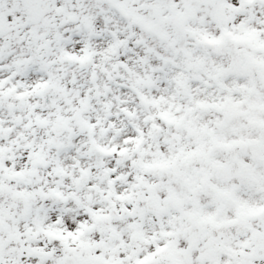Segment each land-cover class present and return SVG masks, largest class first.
Here are the masks:
<instances>
[{
	"label": "snow or ice",
	"instance_id": "snow-or-ice-1",
	"mask_svg": "<svg viewBox=\"0 0 264 264\" xmlns=\"http://www.w3.org/2000/svg\"><path fill=\"white\" fill-rule=\"evenodd\" d=\"M0 264H264V0H0Z\"/></svg>",
	"mask_w": 264,
	"mask_h": 264
}]
</instances>
